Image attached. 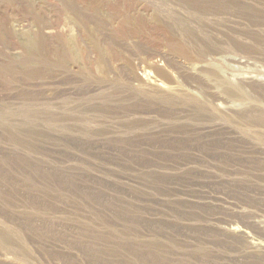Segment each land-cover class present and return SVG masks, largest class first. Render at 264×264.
<instances>
[{"label":"rangeland","instance_id":"374dc122","mask_svg":"<svg viewBox=\"0 0 264 264\" xmlns=\"http://www.w3.org/2000/svg\"><path fill=\"white\" fill-rule=\"evenodd\" d=\"M0 264H264V0H0Z\"/></svg>","mask_w":264,"mask_h":264}]
</instances>
